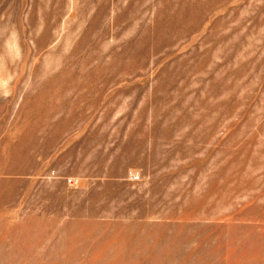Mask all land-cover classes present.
I'll list each match as a JSON object with an SVG mask.
<instances>
[{"label": "rangeland", "instance_id": "rangeland-1", "mask_svg": "<svg viewBox=\"0 0 264 264\" xmlns=\"http://www.w3.org/2000/svg\"><path fill=\"white\" fill-rule=\"evenodd\" d=\"M0 264H264V0H0Z\"/></svg>", "mask_w": 264, "mask_h": 264}]
</instances>
